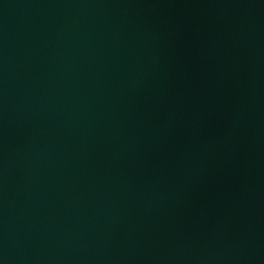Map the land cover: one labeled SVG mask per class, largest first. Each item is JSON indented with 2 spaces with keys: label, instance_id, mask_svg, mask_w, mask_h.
Wrapping results in <instances>:
<instances>
[{
  "label": "water",
  "instance_id": "obj_1",
  "mask_svg": "<svg viewBox=\"0 0 264 264\" xmlns=\"http://www.w3.org/2000/svg\"><path fill=\"white\" fill-rule=\"evenodd\" d=\"M0 264H264V0H0Z\"/></svg>",
  "mask_w": 264,
  "mask_h": 264
}]
</instances>
